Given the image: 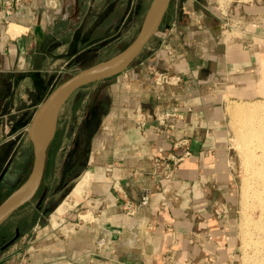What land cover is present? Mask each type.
Masks as SVG:
<instances>
[{"label": "crops", "instance_id": "1", "mask_svg": "<svg viewBox=\"0 0 264 264\" xmlns=\"http://www.w3.org/2000/svg\"><path fill=\"white\" fill-rule=\"evenodd\" d=\"M53 1L57 9L37 0L0 22V194L22 147L34 158L28 128L39 105L68 74L101 62L108 37L129 29L128 12H108V0ZM168 14L143 57L90 84L82 115L68 109L90 137L88 170L72 194L81 208L67 199L55 210L49 201L32 206L25 217L37 218L0 252V264H240L225 104L264 96V0L235 5L230 18L220 0H172ZM234 15L237 28L227 33ZM12 23L24 30L11 33ZM151 65L183 82L157 87ZM176 110L184 118L169 120L168 138L158 116ZM174 139H187L190 154L168 185L152 176V158L184 155ZM126 199L136 202L134 215Z\"/></svg>", "mask_w": 264, "mask_h": 264}, {"label": "rangeland", "instance_id": "2", "mask_svg": "<svg viewBox=\"0 0 264 264\" xmlns=\"http://www.w3.org/2000/svg\"><path fill=\"white\" fill-rule=\"evenodd\" d=\"M152 1L153 0H108L109 6L110 3H114V5L112 6V10H108V12L116 13V8L121 9V11L118 12H128V17H126V19L124 20L125 24L127 23L129 29L126 33H124L123 36H120L119 39L117 38V36L108 37L106 47L101 50L100 57L96 59L97 61H105L117 55L121 52V50L127 47L137 37L138 33L142 28L145 16ZM261 1L263 0H220V4L222 3L221 5L224 11L228 13V18H230L231 15L229 14V11L234 9L235 5L255 4ZM115 3L121 4L115 6ZM168 12L165 16V24L169 23ZM233 17L235 18V22L233 23L236 25V18L238 17L235 15ZM234 27L237 28L236 26ZM227 29H229L227 28V26L225 29L223 28V30ZM229 30L227 31V33L231 32V28ZM155 36L146 45L148 49H151L153 47L154 44L152 43L156 41ZM230 36L232 37L231 34ZM146 47L137 59L143 57L144 53L148 51ZM69 76L70 75L68 74L67 78ZM59 82H61V79ZM92 85L86 86L81 90H78L76 94L71 96L69 101L61 108L58 115L56 132H60V136L58 139L59 147L54 156V164L52 166V169L50 170V173L48 174L46 179H43L44 187H49L48 201L51 210H55L56 207L63 203L66 199L68 200L67 203L74 205L73 208H81L80 204H76V202L72 198V194L74 193V188L77 184V181L81 178L83 173L88 170L86 169V162L87 157L90 153L89 130H85L82 132L81 123L77 124V122H73L78 121V118L73 119L72 117L67 116H70V114H68V109L71 106L73 107L74 105L75 107L77 106L78 115H82L81 112L83 111V106L87 97L86 94L90 91V89H92ZM231 106L233 108L238 106H244L243 108L251 110L259 109V112L256 114L257 116H255L253 123L258 127H261V130L264 133V96L255 97L252 99H229L225 104L227 129L229 132L228 136L231 156V171L234 177L237 195L236 197L238 199L239 263L264 264V230H261L260 228L255 226L256 222L260 221V218L264 216V210L259 207L260 205L259 203H257V200L254 197V192L258 188L257 179L259 178V176H256L253 172L254 166L252 167L247 158L243 157L246 155L245 152H242L244 150V147L242 148L241 142L237 141L238 137L239 140L240 138L243 139V135L249 127V125L245 122L247 119V114H234L233 108H231ZM65 118H68V121H65ZM75 145L76 150L79 148V150L75 152L78 153V165L80 164L81 167H77L74 170L73 177H70L72 173L69 175V177L67 176L65 180L66 184H64V161L66 160L67 154L70 153V151L75 147ZM20 152L21 153H19L17 157H15L14 160L9 164L5 174L2 177L3 189L0 194V200L5 199L13 190L20 186L24 182L25 177H27V175L29 174V171L31 170L33 164V154L31 147L27 146L26 149L22 147ZM258 152H264V145L258 148ZM4 184L8 186L4 188ZM40 196H37L33 201H31L32 203H28V205H26L21 210H18V212H16L10 219L6 221L4 227L0 230V252L4 249H9L17 242L15 241V243L8 245V243L16 236L17 228L22 217L25 216L27 210L39 203ZM68 196H70L71 199ZM19 238L17 240H19Z\"/></svg>", "mask_w": 264, "mask_h": 264}, {"label": "water", "instance_id": "3", "mask_svg": "<svg viewBox=\"0 0 264 264\" xmlns=\"http://www.w3.org/2000/svg\"><path fill=\"white\" fill-rule=\"evenodd\" d=\"M172 0H153L142 28L137 37L117 55L82 69L56 86L39 105L29 125V136L34 150L33 164L26 180L0 203V227L6 223L18 210L33 201L43 183L47 153L57 129V120L61 108L79 89L98 81L116 76L127 70L139 57L149 41L158 34L164 23L165 16ZM52 113L53 132L48 141H44L42 123L45 116ZM21 233L8 243L17 241Z\"/></svg>", "mask_w": 264, "mask_h": 264}, {"label": "built area", "instance_id": "4", "mask_svg": "<svg viewBox=\"0 0 264 264\" xmlns=\"http://www.w3.org/2000/svg\"><path fill=\"white\" fill-rule=\"evenodd\" d=\"M37 0H3L2 6L0 8V22L9 24L11 17L16 15L26 6H32V8H36ZM44 3L48 6H51L53 9H57L58 3L54 2L53 0H43ZM236 26L235 24L227 25V28H231ZM148 71L153 77L154 84L159 88H173L179 86L183 82V78L181 75L170 73L168 71H162L158 68L154 67L153 65L148 67ZM172 117L177 118H184L182 113H179L177 110L171 114L167 113L161 114L158 116L160 126L158 127L157 131H161L164 129L167 132V128H175V122H170L169 120ZM136 120L141 124L144 125L146 116L142 109L138 107L136 113ZM162 128V129H161ZM167 137L170 138L169 133L167 132ZM174 148L180 149L182 148L184 151V155L177 156L176 153L170 152L164 155H154L152 158V176L158 180H165L167 184L170 185V182L176 175V171L178 169V165L180 161L184 158V156L189 155L190 151L188 149V140H172ZM166 189V186H163V190ZM125 207L129 214L134 215L137 212L138 206L135 201L130 199L125 200Z\"/></svg>", "mask_w": 264, "mask_h": 264}, {"label": "bare ground", "instance_id": "5", "mask_svg": "<svg viewBox=\"0 0 264 264\" xmlns=\"http://www.w3.org/2000/svg\"><path fill=\"white\" fill-rule=\"evenodd\" d=\"M22 30H24V28L15 23H12L9 29V31L13 34L18 33ZM243 107L238 106V107L233 108L231 106V108H233L234 114H240V115L247 114V119L245 122L246 124L249 125V127L247 128L246 132L243 135V139L240 138L239 140V137H238L237 141L241 142L242 148L244 147L245 151L243 150L242 152H245L246 155L243 157L247 158V160L250 162V165H252V167L254 166L253 167L254 171L253 170L252 171L255 173L256 176H259V178L257 179L258 188L254 192V197L257 200V203H259L260 205L259 207H261L264 210V152H258V148L264 145V141H263L264 133L262 132L261 127H258L257 125H254L253 123L255 116H257L256 114L259 112V109L251 110V109H247ZM51 114L52 113L47 114L42 123L41 128H42V133H43L42 136H43L44 141H48L53 132L54 122H53V118ZM261 123H262V120H261ZM255 226H257L261 230H264V216L260 218V221L256 222Z\"/></svg>", "mask_w": 264, "mask_h": 264}, {"label": "trees", "instance_id": "6", "mask_svg": "<svg viewBox=\"0 0 264 264\" xmlns=\"http://www.w3.org/2000/svg\"><path fill=\"white\" fill-rule=\"evenodd\" d=\"M126 48V47H125ZM70 77V76H69ZM68 77V78H69ZM67 77L64 79L66 80ZM63 80V81H64ZM59 136H60V132L57 131L56 132V135H55V138L53 139V142L51 143L49 149H48V153H47V165H46V170H45V179L46 177L48 176V174L50 173V170L52 169V166L54 164V156H55V153L59 147V142H58V139H59ZM81 144V143H80ZM79 144V145H80ZM79 150V148L76 150V145L75 147L70 151V153L67 154L66 156V160L64 161V166H63V182L66 180V177L71 174L70 177H73V172L74 170L77 168V167H81L80 164L78 165V162H79V159H78V153H76L77 151ZM76 151V152H75ZM68 183V182H67ZM64 184H66V181L64 182ZM49 187H44V180H43V183L41 185V188L37 194V196H40V203L41 205H44L48 202V199H49ZM36 196V197H37ZM32 203V202H31ZM30 204V203H29ZM28 205V204H27ZM26 206V205H25ZM24 206V207H25ZM22 207V208H24ZM21 208V209H22ZM20 209V210H21ZM18 212V211H17ZM29 217V216H28ZM28 217H22L21 221L19 222V225H18V228L17 230L20 231V233L23 231H26V229L28 228L29 224L32 222V220L34 219V217L37 218V216H33L31 215L29 218ZM5 225V224H4ZM4 225H2L0 227V230L4 227Z\"/></svg>", "mask_w": 264, "mask_h": 264}, {"label": "flooded vegetation", "instance_id": "7", "mask_svg": "<svg viewBox=\"0 0 264 264\" xmlns=\"http://www.w3.org/2000/svg\"><path fill=\"white\" fill-rule=\"evenodd\" d=\"M47 165V164H46Z\"/></svg>", "mask_w": 264, "mask_h": 264}]
</instances>
